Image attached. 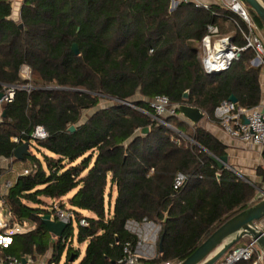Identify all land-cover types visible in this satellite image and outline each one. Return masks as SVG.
I'll list each match as a JSON object with an SVG mask.
<instances>
[{
	"label": "trees",
	"instance_id": "1",
	"mask_svg": "<svg viewBox=\"0 0 264 264\" xmlns=\"http://www.w3.org/2000/svg\"><path fill=\"white\" fill-rule=\"evenodd\" d=\"M170 3L26 0L15 20L12 4L0 0V92L15 87L0 123V158L21 161L29 171L16 175L4 197L7 222L35 224L15 234L1 250L4 255L36 259L51 252L49 264H117L125 243L136 241L127 221L147 217L162 224L163 240L158 257L146 263L179 264L227 220L258 202V185L209 158L227 155L226 145L209 131L178 115L167 116V125L153 119L149 101L157 95L177 107H198L214 121L216 107L231 95L246 108L262 96L264 65H253L254 49L242 50L222 74L207 72L203 64L201 43L209 25L242 48L246 22L217 4L206 9L180 3L171 11ZM247 11L264 29L248 5ZM25 66L30 78L23 76ZM102 101L110 104L99 108ZM37 126L44 127L46 138L32 136ZM25 143L30 153L15 159ZM5 171L0 165V177ZM180 172L187 182L175 189ZM73 191L67 204L75 219L55 237L43 222L52 212L47 200ZM81 218L87 226L80 225ZM256 259L257 254L235 264Z\"/></svg>",
	"mask_w": 264,
	"mask_h": 264
},
{
	"label": "built area",
	"instance_id": "2",
	"mask_svg": "<svg viewBox=\"0 0 264 264\" xmlns=\"http://www.w3.org/2000/svg\"><path fill=\"white\" fill-rule=\"evenodd\" d=\"M26 0H9L12 7L22 4ZM264 5V0H259ZM175 4L192 3L197 7L208 9L211 4L204 0H172ZM212 4L220 5L238 14L247 24L248 30L243 32L247 41L245 47H238L231 41L230 38H219L218 29L215 26L209 25L208 34L205 35L202 41V46L205 50L203 64L207 72L217 74L229 68L234 59L239 57L242 50L252 48L256 51L257 56L253 60L254 65H264V44L261 38L257 35L258 26L245 8L242 0H214ZM219 38V39H216ZM30 71L29 67H23L22 73ZM5 95L0 101V104H7L13 101L15 96V87L10 86L4 91ZM127 104L126 102H123ZM150 106L154 110L153 119L167 125L165 118L167 116L178 115V107L171 104L170 99L166 95H157L150 101ZM136 107L134 104H128ZM215 119L220 123L224 132L230 137L238 140L244 147L249 149L261 148L264 151V91L261 101L258 105L252 108H246L225 100L216 107L214 112ZM47 132L42 126H37L32 136L36 139H44L47 137ZM29 173L28 170L24 171ZM187 182V175L178 173L174 179V188L179 189ZM13 185V181L8 180L3 187L0 186V206L5 209L4 197L9 188ZM1 208V207H0ZM52 219L63 221L67 224H72L74 221L73 212L66 206L54 205L51 212ZM264 221V218H263ZM256 222V228L261 230L264 235V222ZM80 225L87 226L88 221L81 218ZM126 229L136 236L135 243L127 242L124 246V256L117 264H148L156 259L159 255V241L161 237L162 224L151 220L147 217L141 220L130 219L126 223ZM0 264H24L23 260L14 256L4 255L3 248H8L12 244L15 234L26 233L31 230L27 223H16L8 227V222L0 213ZM257 254V261L264 259V249L260 248L259 243L255 239H251L246 246H234L226 253L218 262V264H235L240 261H249ZM26 264H32L31 257L25 258ZM44 264H49V260H45ZM154 264H172L170 262L154 263Z\"/></svg>",
	"mask_w": 264,
	"mask_h": 264
},
{
	"label": "water",
	"instance_id": "3",
	"mask_svg": "<svg viewBox=\"0 0 264 264\" xmlns=\"http://www.w3.org/2000/svg\"><path fill=\"white\" fill-rule=\"evenodd\" d=\"M246 4L258 15V17L264 23V5L259 0H245ZM232 41V40H231ZM72 50L75 54H79V48L77 44H74ZM223 71L217 74H222ZM5 93L0 92V101L4 97ZM189 94H184L185 98H188ZM233 103H237V98L231 95L228 99ZM127 104H134L133 101H126ZM3 118L6 116L5 104L3 105ZM178 111L193 124L197 125L204 117L205 113L195 106L180 105ZM71 131L75 130V127L70 128ZM149 128H144L143 133H147ZM30 144L25 143L19 146L14 153V157L17 160L23 159L24 155L30 153ZM209 158L215 162L219 169L229 168L228 156L218 157L212 153H209ZM264 194V189H262ZM264 218V199L255 203L251 207L241 211L237 215L233 216L217 228L202 244L184 261L179 264H216L220 259L228 253L242 238L249 236L252 239L258 241L259 246L264 249V235L263 232L256 228V222ZM43 222L47 226L50 233L57 237H62L65 230L71 225L63 221H56L52 219L51 215H45ZM161 236L159 242V248L162 250ZM24 264L26 260L22 259ZM113 264H116L115 262Z\"/></svg>",
	"mask_w": 264,
	"mask_h": 264
},
{
	"label": "crops",
	"instance_id": "4",
	"mask_svg": "<svg viewBox=\"0 0 264 264\" xmlns=\"http://www.w3.org/2000/svg\"><path fill=\"white\" fill-rule=\"evenodd\" d=\"M204 2L212 4L214 2V0H204ZM20 10H21L20 6H17V9H15V7H13V12L14 13L12 14V16L15 17V18H19ZM218 32H219V29H218ZM218 35H219L220 38L228 37V38H230L232 40L231 35H221L220 33H218ZM201 50H202L203 57H204L205 50H204V48L202 46V43H201ZM254 66H256V65H254ZM260 85H261V90H262V94H263V91H264V66H262V69H261ZM261 98H262V96H261ZM3 105L4 104H0V123L4 119L2 117L3 116V111H4ZM178 117L181 118L182 120H184L185 122L189 123L191 126L199 125V126L203 127L204 129L209 131L212 135H214L217 139H219L222 143H224L226 145V147H227L226 151H227V156H228L229 165H230V167L228 169L233 170L235 173H237L239 176H241V178H243L247 182H249V183H251L253 185H255V184L258 185L256 187L257 188L256 199H260L262 197V195H263L262 189H264V186L260 187V184L261 185L264 184L263 183V178H262V180H255V179H252V178L251 179H246V177L244 176L245 175L244 170H245V168L247 166L245 167L243 165L244 166L243 167L239 163L240 159L238 160V155H237L238 152L237 151L241 150V149L243 150L246 147H244L238 140H236V139L230 137L228 134H226L224 132L223 128L221 127L220 123L218 121H214V120L209 119L206 114H205V117L197 125L193 124L190 120L186 119L179 111H178ZM253 150L257 151L258 158L254 159L253 160L254 162H252V163H257V165H258V162H259V163L262 164L261 156H264V151L261 148H259V147L254 148ZM0 165L6 170L5 174H3L0 177V186L1 187H3V185L5 184L6 181H8V180L13 181L18 173L23 172L24 167H25V164L23 162H21V161H16L15 163H13V161L11 159H6V158H3V157L0 158ZM257 176L258 175L256 173V177ZM4 177H6V178H4ZM74 193H75V191H73L72 194L70 193L71 195L69 194V196L66 197V199L68 200V198L72 197L74 195ZM0 207H1L0 208L1 215H3L4 218L8 221L10 219V217H9L8 212H7V209H5L2 205ZM84 215L91 216V214L88 213V212H84ZM260 221H263V219L260 220ZM26 223H27V227L29 226L31 228V230L33 228H35V224L34 223H32V222H26ZM53 236H55V235H53ZM55 237H57V236H55ZM244 238L252 239L249 236H246ZM83 245H85V244H83ZM51 255H52L51 252H48L47 255H45V256L38 257L36 259L32 258L33 259V263L32 264H38V261L44 263V261L48 260ZM26 258H28V257H26ZM256 261H257V259H256ZM254 263H255V261H254ZM258 264H264V259L259 261Z\"/></svg>",
	"mask_w": 264,
	"mask_h": 264
},
{
	"label": "rangeland",
	"instance_id": "5",
	"mask_svg": "<svg viewBox=\"0 0 264 264\" xmlns=\"http://www.w3.org/2000/svg\"><path fill=\"white\" fill-rule=\"evenodd\" d=\"M243 3H244L245 8H247V4L245 2H243ZM18 5L19 4L15 5V9H17ZM177 6H178V4L173 3L172 0H171L170 10L171 11L175 10L177 8ZM17 19L18 18H15V20H17ZM257 35L261 38V40H262V42L264 44V29L258 27ZM219 38H216V39H219ZM23 76H24V78H30L31 77V72L27 70V72L24 73ZM108 104H110V102L102 101L101 104L99 105V108L100 107H106ZM92 112H94V109L84 112V118L88 117V115H90ZM171 126L173 128V125H171ZM173 129H175V128H173ZM237 152H238L237 153L238 160L240 159L239 160L240 165H242V166L244 165L245 167L247 166L245 168V170H244V173H245L244 176L246 177V179H251L252 178V179H255V180H262L263 175H264V156H261L262 164L258 162V165H257V163H252V162H254L253 161L254 159L258 158L257 151H255L253 149L244 148L243 150L241 149V150H238ZM255 172L258 175L257 177H256V173ZM4 178H6V177H4ZM263 186H264V184H262V185L260 184V187H263ZM115 197H116V190L114 189L113 195H112V200H111V204L112 205H114ZM262 199H264V194L258 200V202L261 201ZM63 203L66 204V208H70L69 205L67 204L68 200L66 199V197L63 198V199L54 200V201L47 200V204L49 205V209H52L54 205H57L59 207V205H61ZM250 241H251V239H249V238H242L235 246H246V245H248L250 243ZM74 247H78L76 243H74ZM85 248H86V244L85 245L82 244L80 246L82 254H84ZM64 261H65V258H63L62 262L64 263ZM38 264H44V263L38 261ZM216 264H218V263H216Z\"/></svg>",
	"mask_w": 264,
	"mask_h": 264
}]
</instances>
